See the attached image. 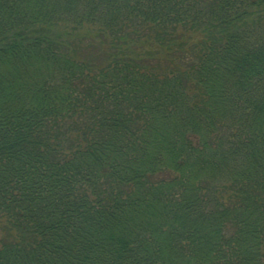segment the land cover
Segmentation results:
<instances>
[{
  "label": "trees",
  "instance_id": "obj_1",
  "mask_svg": "<svg viewBox=\"0 0 264 264\" xmlns=\"http://www.w3.org/2000/svg\"><path fill=\"white\" fill-rule=\"evenodd\" d=\"M0 264H264V0H0Z\"/></svg>",
  "mask_w": 264,
  "mask_h": 264
},
{
  "label": "rangeland",
  "instance_id": "obj_2",
  "mask_svg": "<svg viewBox=\"0 0 264 264\" xmlns=\"http://www.w3.org/2000/svg\"><path fill=\"white\" fill-rule=\"evenodd\" d=\"M199 36H200L199 34H193L192 38H190V43L194 40V38H197Z\"/></svg>",
  "mask_w": 264,
  "mask_h": 264
}]
</instances>
